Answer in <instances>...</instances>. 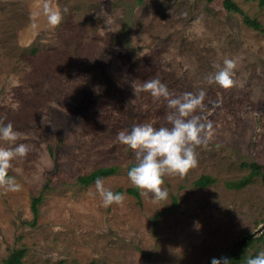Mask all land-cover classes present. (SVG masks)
Masks as SVG:
<instances>
[{
	"label": "rangeland",
	"instance_id": "obj_1",
	"mask_svg": "<svg viewBox=\"0 0 264 264\" xmlns=\"http://www.w3.org/2000/svg\"><path fill=\"white\" fill-rule=\"evenodd\" d=\"M234 1L264 24L258 0ZM222 2L0 0V120L31 149L9 171L21 190L0 189V264L21 247L22 264H206L264 221L260 177L224 184L248 172L242 162L264 166V31ZM44 3L61 11L59 26L33 17ZM225 58L237 62L234 86L207 84ZM152 78L174 96L203 89L197 114L213 125L197 167L164 177L159 203L127 191L135 154L116 140L133 124L167 126L166 101L141 90ZM109 165L119 168L105 187L126 199L103 207L95 181L76 178ZM204 173L217 180L195 186ZM262 250L254 241L246 257Z\"/></svg>",
	"mask_w": 264,
	"mask_h": 264
},
{
	"label": "clouds",
	"instance_id": "obj_2",
	"mask_svg": "<svg viewBox=\"0 0 264 264\" xmlns=\"http://www.w3.org/2000/svg\"><path fill=\"white\" fill-rule=\"evenodd\" d=\"M41 14L52 28L59 26L63 19L61 11L48 3H44L42 9L32 15L36 17ZM213 67L215 71L205 77L207 84H216L224 89L234 86L235 59L225 58L222 65L214 64ZM141 90L150 93L155 100L166 101L169 110L165 115L167 126L133 124L130 128L120 130L116 140L135 154V163L127 171L131 185L139 190L141 196L150 197L153 203H159L169 198L167 189L163 187L164 177H183L197 167L196 148L206 145L211 139L213 125L197 114L204 108L203 89L198 93L184 92L174 96L159 78H152L143 82ZM21 135L14 130L11 122L4 124L0 120V141L12 145L0 146V189L5 193L18 192L22 188L16 177L9 175L13 161L27 157L31 150L25 143H16ZM94 187L103 207L120 205L126 199L125 194L106 188L102 177L95 180ZM211 264H230V261L227 257L213 258ZM246 264H264V250L247 257Z\"/></svg>",
	"mask_w": 264,
	"mask_h": 264
},
{
	"label": "trees",
	"instance_id": "obj_3",
	"mask_svg": "<svg viewBox=\"0 0 264 264\" xmlns=\"http://www.w3.org/2000/svg\"><path fill=\"white\" fill-rule=\"evenodd\" d=\"M207 2H210L212 0H204ZM223 7L227 11L232 12H238L242 14L243 21L246 25L256 29L264 31V24H262L260 21H258L256 18H253L246 13H244L243 9L234 1V0H223ZM259 5H264V0H258ZM135 162H130L126 165V171H128ZM242 165L248 167V172L245 175H242L239 178H235L229 181H226L224 184L228 188L232 189H239L241 187L246 186L248 183L252 182L256 177H260L261 181L264 186V166L262 163H259L257 161H251V162H242ZM119 166L117 165H109V166H100L93 170H91L88 173L79 175L76 180L78 183L83 185H89L93 181H95L98 177H104L110 174H113L118 170ZM217 179L210 175V174H201L199 175L194 181L193 184L198 187H205L213 182H215ZM120 188L117 189V192H120ZM127 191L130 193H133L135 195H139V190L137 188L130 187L127 188ZM39 197H35L32 200V211L34 213V216L38 213L37 204L39 201ZM172 201L173 205H176V196L172 195ZM263 241L264 240V230L262 233H260L257 237H254L247 241L245 244H243L235 253L234 255L229 259L230 264H246V250L248 246H250L254 241ZM25 255V249L24 248H13L9 251L7 256L3 259V264H22V259Z\"/></svg>",
	"mask_w": 264,
	"mask_h": 264
},
{
	"label": "water",
	"instance_id": "obj_4",
	"mask_svg": "<svg viewBox=\"0 0 264 264\" xmlns=\"http://www.w3.org/2000/svg\"><path fill=\"white\" fill-rule=\"evenodd\" d=\"M264 230V221L253 231L245 233L244 235H242L240 238H238L236 241H234L231 246L217 259L221 258V257H227L228 259H230L234 253L243 245L245 244L247 241H249L250 239L256 237L258 234L262 233V231ZM206 264H211V261L209 263Z\"/></svg>",
	"mask_w": 264,
	"mask_h": 264
}]
</instances>
